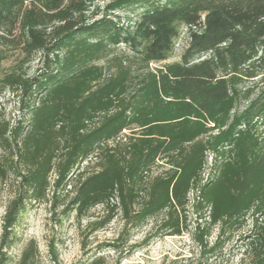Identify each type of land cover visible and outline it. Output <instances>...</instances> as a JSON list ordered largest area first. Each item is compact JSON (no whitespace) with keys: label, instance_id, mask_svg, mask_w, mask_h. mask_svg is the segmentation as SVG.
Here are the masks:
<instances>
[{"label":"trees","instance_id":"obj_1","mask_svg":"<svg viewBox=\"0 0 264 264\" xmlns=\"http://www.w3.org/2000/svg\"><path fill=\"white\" fill-rule=\"evenodd\" d=\"M92 1L0 0V67L18 55L0 74V94L20 113L0 118V183L14 186L0 251L28 204L70 187L66 211L80 218L104 206V227L118 210L121 234L166 213L169 235L180 236L191 193L209 220L194 228L203 248L210 228L223 235L251 216L249 264H264V0H153L126 27L108 14L131 0L100 19ZM36 54L40 67L28 76ZM257 78L235 112L239 83ZM93 155L98 171L75 175ZM159 162L168 169L150 177ZM37 253L30 243L18 264Z\"/></svg>","mask_w":264,"mask_h":264},{"label":"rangeland","instance_id":"obj_2","mask_svg":"<svg viewBox=\"0 0 264 264\" xmlns=\"http://www.w3.org/2000/svg\"><path fill=\"white\" fill-rule=\"evenodd\" d=\"M119 1L121 0H93L90 12H97V19H100L106 14L108 5ZM151 1L153 0H131L108 15L124 27L133 26L137 15ZM183 44V39L176 44L175 55L168 62L178 61ZM124 51L125 47L121 46L116 54L121 55ZM17 56L13 54L1 63L0 74L17 64ZM40 64L41 55L36 54L23 67V71L28 76H33ZM151 68L154 69L155 66L151 65ZM259 81L257 78L239 83L240 97L235 112L241 111L254 97L260 86ZM247 91H251L248 99ZM0 118L11 123L20 118L17 101L8 92L0 94ZM261 123V120L257 122L258 127ZM128 134V131L122 133L124 136ZM97 162L98 157L93 155L80 164L75 175L82 169H87L88 174L97 172ZM211 162L209 156L204 180L208 177ZM167 169L159 162L152 168L150 177ZM51 179H54V175H51ZM68 191L70 187L60 189L57 201L52 200V194L49 193L45 200L26 206L12 230L10 247L0 251V264H18L23 251L32 242L38 252L32 264H92L95 261V264H249V241L253 234L251 216L240 229L226 230L223 235H219L218 226L210 228L209 235L204 238L203 248L197 242L194 228L200 224V228L205 229L209 220L200 219L202 213L194 208L195 198L191 193L185 212L181 215L183 233L180 236H170V230L164 226L166 213L148 219L139 227H128L122 234L123 221L118 210L114 212L112 221L104 227L101 224L110 215L104 206L98 205L78 218L74 212L66 211L72 197L71 193L67 194ZM13 193L12 178L0 183V237L5 210ZM116 202L113 199L111 204Z\"/></svg>","mask_w":264,"mask_h":264}]
</instances>
